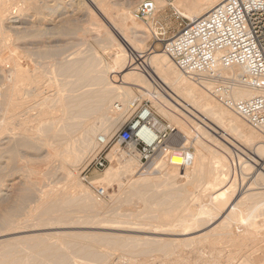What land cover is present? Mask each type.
I'll use <instances>...</instances> for the list:
<instances>
[{"label": "bare ground", "instance_id": "1", "mask_svg": "<svg viewBox=\"0 0 264 264\" xmlns=\"http://www.w3.org/2000/svg\"><path fill=\"white\" fill-rule=\"evenodd\" d=\"M138 1L0 0V237L12 233L37 231L50 226L53 228L54 225L58 227L65 222L71 223L76 215L78 216L75 221L78 217L81 218L79 211L91 216L106 215L104 218L110 217V219L122 222V219L118 218L121 217L118 207L140 203L142 208L139 210L136 205L138 212L133 216L150 213L154 220L160 222L159 225L142 229V226L140 225L141 228L139 226L141 223L128 221L126 223L130 226L112 227L121 231L130 229V231H146L151 234L164 233L183 236L197 233L199 230L202 232L203 228L200 227L215 223L213 227H209L210 229L206 228L204 233L190 239L199 241L201 246L216 253L221 251L226 240L235 241L231 246H236V248L228 252V256L226 255L228 260L240 256L241 259L244 258L241 264H259L262 258L264 259V255H261L258 250H249L247 245L243 253L242 249L238 250L237 247L248 239L251 242H256L254 238L257 237L262 239L257 234L263 235L264 233L261 227L259 229L256 227L259 225L257 217L261 218L260 212H264L262 210L264 209L262 205L264 192L252 191L250 194L251 191L247 190L249 196L243 195L244 197L239 198H237L239 195H234L237 192L232 193L236 183H234L235 178L232 180L230 175L232 168L229 157L231 154L228 157L222 154L223 152L216 153L212 161L206 156L194 158L196 154L193 153L185 158L182 153L168 152V147H166L165 156L160 152L152 158L151 171H159V175L152 176L151 172V175L149 173L144 175L143 169L146 165L143 169L141 168L142 173L137 174L141 154L135 144L128 145V152L114 147L110 154L116 158L115 164L108 167L105 176L100 180L106 183L110 177H114L119 183L120 193L110 203L97 201L81 184L78 174L76 175L67 168V163L77 164L76 161L82 158V154L87 153L86 151L96 142L94 137L99 131L98 128L106 127L103 136L110 140L109 131L132 111L131 100L138 99L132 87L135 85L139 88L141 95L152 94L157 97V109L170 119H176L182 115L191 118L187 114L193 115L200 121L207 118L212 123L210 126L214 124L217 129L222 130L217 132L225 142H230L232 136L242 139L241 142L249 147L250 153L252 151L258 157L251 156V160L255 163L252 165L239 155L238 163L242 164L243 171L254 168V172H257L251 185H264V136L262 133L218 102L209 90L208 84H201L178 69L165 52L146 50L145 44L153 30L152 27L146 26V28L134 16V5ZM223 1L179 0L178 8L186 18L195 21ZM154 2L156 11L158 8L166 7L165 0H154ZM97 46L104 52L114 51L115 64L105 63L97 51ZM129 49L137 52V58L141 60L137 65H135L136 61L131 58ZM143 63L152 72L150 78L138 71V67L141 68ZM231 70L238 73L243 72V69L239 67ZM123 78L127 80L125 83H123ZM159 82L167 85L168 89L164 92L168 93L169 99L161 94L163 89L156 87L159 86ZM259 92L240 88L236 91V95L245 98ZM116 102L120 106H117ZM89 117L97 118L96 120L92 118L95 121L99 119L100 125H97L98 122L94 124L88 120ZM182 123L183 127L180 129L185 130L186 124L183 121ZM192 123L199 128L197 130L204 127L201 123L198 124L199 122ZM203 130L205 134L214 139L213 141L226 147L225 151L226 149H228L227 152L232 151L229 150L228 145L219 141L220 139L209 134L210 130L204 128ZM185 133L187 134V131ZM196 140V145H202L209 153H214L210 144L208 146L207 142H203L202 139V141ZM121 157L123 161L119 160ZM231 159L233 162L237 161V159ZM221 166L226 168L222 172H220ZM42 167L45 169L41 170ZM235 168L237 170V167ZM235 177L238 178V175ZM63 178L66 179V184L58 186L60 179ZM45 179H50L51 182L46 184ZM196 187H202L203 192L204 189L209 190L214 202L210 207L208 206V209L205 206L206 209L201 211L204 218L201 215L202 218L194 219L197 213L194 212V205L189 203L195 195L193 189ZM196 195L200 196V193ZM262 206V211H260ZM108 213L111 215L109 216ZM83 215L85 217L82 216V218L87 219V214L83 213ZM95 216L92 218L94 219ZM103 216L99 217L102 220L99 219L100 222L107 220L104 219V221ZM80 218L77 223L81 221ZM91 219L88 218L82 225L89 223L88 220ZM136 220H139L138 217ZM174 220L180 221V224L175 226L180 228H164ZM93 221L91 220L92 223L97 222V219ZM261 221L264 222L262 219ZM91 222L89 224H92ZM75 223L71 224L74 226L79 224L75 225ZM241 225L243 229L240 228ZM68 226L66 227L69 228ZM54 228L50 229L54 230ZM257 230L259 232L261 230V234ZM64 233L58 236L57 241L54 239L57 235L54 237L52 234L49 236H53V241H51L52 238L46 236L47 234L24 236L25 249L28 248L31 254L29 262L49 264L56 260L58 264H72L70 259L76 257L69 258L66 252L69 248L71 251L74 249L81 253V257L86 255L97 258L96 264H98V258H105L108 251L104 253L105 249L99 252L100 250L95 248L96 245L102 243L104 246L105 243L107 246L109 244L112 250L125 249L124 247L129 246L127 241L107 239L100 234L87 236L88 234L84 233V235ZM151 238L143 241L145 243L146 240L150 241L151 244L149 240ZM154 239L152 238V241ZM157 240L160 241L156 239L157 243ZM222 241L224 243L221 247L219 246V249L218 244L220 245ZM150 244L147 247L140 246L145 247L142 249L143 252L152 250L157 253L158 250L165 257H169L180 249L179 245L168 242L157 246ZM226 244L225 247L230 245V243ZM140 247L138 249H141ZM138 249L135 248L140 251ZM135 250L131 252L132 255L136 252ZM109 255L111 254L108 252V257L111 258ZM180 255L181 253L177 254L182 257ZM7 259L13 261L14 257L8 255ZM75 261L77 259H74V264L81 260Z\"/></svg>", "mask_w": 264, "mask_h": 264}, {"label": "rangeland", "instance_id": "2", "mask_svg": "<svg viewBox=\"0 0 264 264\" xmlns=\"http://www.w3.org/2000/svg\"><path fill=\"white\" fill-rule=\"evenodd\" d=\"M142 1H144V0H139L138 3H136V5H134V7H135V8L133 7L134 8L133 9L134 16H136L137 7H138L139 3H141ZM165 5H166L165 8H158L157 11H156V13L154 14V16L149 17L147 20H142V19H140V18H138L136 16L138 18V20L145 27L146 26L149 27V28L152 27L151 29L153 30V32H151L150 37H149V39L147 40V42L145 44L146 50H149V51L156 50V51H160V52L162 51V52H164L163 51V46H164V43L165 42L158 41V38L157 37H160V38L163 37L165 39H169L170 37L173 36V34H175L176 32H178L187 21H190L183 14L180 13V10L178 8L179 0H165ZM155 29H157V31H155ZM162 33H164V36L160 35ZM97 51L102 56V59L104 60L105 63H107V64L110 63L111 65L115 64L114 63V58H113L114 57V54H115L114 51L110 50L111 52L109 51V53L106 52V51L104 52L98 46H97ZM128 51H129V53L131 55V58L136 61L135 65H137L139 62H141V60H138V58H137V55H138L137 52H135V51H133L131 49H129ZM138 68H139L138 71L146 74V76L148 78H150L152 76V72L150 71V69L144 63H143V65H141V68L140 67H138ZM123 79H124L123 83H125L127 80L125 78H123ZM163 84L164 83H160L159 82V86L158 85L156 86L155 84L154 85L158 89H160V90L163 89L161 91V94H164L165 98L169 99L168 93L167 92H164V91H167V89H168L167 88V85L166 84L163 85ZM127 85H129V84H127ZM130 86H132V84H130ZM132 87L134 89V94L137 96L138 100H140V101L147 100L152 105L153 111H154V113H155V115L157 117H159L162 120H166V121H168V122H170V123H172L173 125L176 126V128H177V132L176 133L177 134H175V136L173 137V139H171V141H169V142L166 143V145L168 146V149H167L168 152H170V153H172V152L182 153L185 158H187V156L190 157L193 154H196L194 156V158L195 157L196 158H199L201 156H206V157L211 158L210 160H212V161H214L213 157L215 156L216 153L219 154V153H222L223 152L222 154H226L228 157L230 156L229 154H231V156L229 157L230 158L229 160H230L231 168H232L230 175H231L232 180L235 178V182L234 183H236V184H234V186L236 185V187L233 189L232 193L234 191L237 192V194H234L235 192L233 194L235 196H238L239 195L237 197V198H239L240 196L241 197H244V196L245 197L246 196L248 197L249 196L248 191L249 192L251 191L250 194L252 193V191L253 192H255V191L256 192L257 191L258 192H261V191H263L264 192V189H263L264 188V185H261V184H252L251 185V183H253V180L255 179V176L254 175L257 174V172L256 173L254 172V168L252 170L249 168L250 170H246L245 169L243 171L241 169L242 168V164L241 163H238V160H239L238 159V156L239 155L241 157H243L245 159V161H247V163H250L252 165H255V163L251 160V156L258 157L256 155H254V153L252 151L250 153L249 147H247L246 145L243 144V142H241L242 139H239V138H236V137H233V136L230 137V135H229L230 142H225L223 139L220 138V136H219V134L217 132V131L220 132L222 130L221 129H217V127L214 126V124L212 125L213 127L210 126L212 123L207 118H203V116H202V118L204 119V121L203 120L200 121V119H197L196 117H194L191 114H187V115H189V117L191 116V118H187L186 116L184 117L182 115V116H180V117H178L176 119L175 118H171L170 119L168 116L163 115L159 111V109H157L158 108V106H157L158 98L157 97L152 96V94H150V95L148 94L149 96L148 95H146V96L144 95L143 96V95H141V92L139 91V88H137V86L133 85ZM131 101H134V100H131ZM116 103H118V102H116ZM130 113H132V111H130L129 113H127L121 119V121L117 123L116 127L117 126L118 127L117 128L115 127L116 129L115 128H112L109 131V134H110V144L107 147H104L103 148V146H101L98 143V138L100 136L105 135V130L107 129L106 127H102V128L100 127V128H98L99 131L97 130L98 132H96V135L94 137V141H96V142L90 147V149H88V151L89 150L90 151L89 152L86 151L87 153L82 154L83 155V156H81L82 158L80 160H77L76 161L77 164L74 163V162H72V164H74L75 166L74 165H70V162L67 163V168L70 171L75 172L76 175L78 174L77 176H78L81 184L84 187H86L87 192H89L90 194H92L95 197V199L97 201H99V202L110 203L112 201V199L114 197H116L120 193L119 192L120 191L119 183L115 180L114 177H110L106 183L101 182L100 180H101V178H103L105 176V172L108 169V167L110 165H114L115 164L116 158L113 157V156H111L112 154H110L112 148L118 147V148H121L124 152H128V145L120 144V142H119V140L117 138V135H118L119 129L130 118V116H131ZM89 118H88V120H91L94 124H96L98 122L97 125H100L99 124V121H98L99 119L97 121H95L97 118L96 119H95V117H89ZM92 118L95 119V120L93 119L95 122L92 120ZM192 118H193V120H192ZM190 119L192 120V122H195L196 121V123L199 122L198 124L201 123V126L203 125L204 127L200 128V130H197L199 128L195 127V123H192ZM182 121L185 122V124H186V127H184V128L187 131V134L185 133L186 132L185 130H181L180 129L181 127H183ZM186 121L189 122V123H187ZM189 125H191V126H189ZM97 127H99V126H97ZM211 127L213 129H216V130H213ZM203 128L205 130L206 129L207 130H210L209 134H211L212 136L217 137L218 139H220L219 141H221L222 143H225L226 145H228L227 147L229 148L230 151L231 150L232 151L231 152H229V151L227 152L228 149H226V151H225V148L226 147L224 148V146L222 144H220V143H218L216 141H213L214 139H212V137H209L207 134L204 133ZM197 131H199V132H197ZM196 132H197V134H196ZM229 134H231V132H229ZM185 135L186 136L188 135V136L185 137ZM197 135H198V137H197ZM204 136L205 137L207 136V138H205ZM187 139L189 141H187ZM196 139H200V140L202 139V140H204L203 142H205V143L207 142L206 144L208 146L210 144V146L212 147V150L214 151V153L213 154L209 153L202 145H196L197 144V140ZM210 139H212V141ZM236 139H238V141L239 140L240 141L238 142ZM221 147H223L224 149L223 148L221 149ZM243 149L246 152H244ZM216 150L218 152H216ZM163 152H164V154H163ZM161 153H162L161 155H163V156H165V154H166L165 150L164 151H161ZM97 155L98 156H102L104 159H106V163H107L106 167L104 169H97L95 167L90 168V169H85V167L87 166V164L94 157H96ZM124 156H126V155H124ZM114 158H115V160H114ZM122 158L123 157H121L119 160L120 161H123ZM231 158H233L234 160L237 159V161L236 160L234 161L235 163L237 162V164H234V162H233V160ZM112 160H114V161H112ZM139 162H140V166L141 167L138 166V168H137L138 171L136 170V172H137L138 175H140L142 173L141 171H142L143 167H145L144 165H146V167H147V168L145 167L144 169L146 171H149V172H146L143 169V171L145 172L144 175L147 174V173H149L151 175V173H152V176H153L154 174L157 175L159 173L158 170H152L151 171V169H150L151 168V161H149V163H147V162H144V161H141L140 160ZM247 163H244V164H247ZM244 164H243V166H244ZM235 167H237V170H236ZM45 168H46V166H45ZM45 168L42 167L41 170H43ZM225 169L226 168H224L223 166H221L220 172H222ZM236 171H238L239 173L236 172ZM236 175H238V178L235 177ZM243 177H244L245 180L243 179ZM236 179L239 180V181L237 182ZM50 182H51L50 179H45V183L46 184H49ZM257 182L262 183L261 181H257ZM65 184H66V179L63 178V179H60V181L58 183V186H64ZM251 186H253V188ZM98 187H104L106 189L105 196L99 197L98 195H96V189ZM250 187H251V189H248ZM201 188L202 187H200V188L199 187H196V188L193 189V191L195 190L193 192L195 195L193 193L192 194L195 196V198H194L193 195H191V196H193V198L196 201L190 196V200L192 198V201L189 204L194 205V207H193L194 208V212L197 213L195 215L194 219H197L198 217L199 218H202V217L204 218L205 216H204V214L201 213V211L203 209H206V208H204L205 206H207V209H208L210 207V205H212L213 202H214V200H212L213 199L212 193H210L209 190H205L204 187H203V189H204V192H203ZM219 191H220V189H219ZM197 193L198 194L200 193V196L199 195H196ZM232 193H230V194H232ZM230 194L228 195V197L230 196ZM201 195H202V197H201ZM234 195H232V196H234ZM201 202H202V204H201ZM139 204L140 203H137V204L136 203H133L132 204L133 207H132V205H129V206L128 205H124V206L122 205V206H119L118 207V209L120 210V213L119 212H117V213L121 214V217H118V218L122 219V222H120V220H113L112 218L110 219V217L109 218H104V216H106V215H104V216L103 215H100L101 218L103 216V220L104 219H107L106 221L104 220L105 222H100L99 221V219H100L99 218L100 217L99 215H96L97 218H96L95 215H92L93 217L95 216V218L93 219L92 216L89 215L88 213H85V212H82V211L80 212L79 211L80 214L78 212H77V214L82 215V216H84L83 213L85 215L87 214V216H86L87 219L88 218H90V219L92 218L91 220H94V221L97 219V222H100V223L97 225L96 224L97 222L95 221L96 222L95 223L93 221L95 223V225H96L95 226V225H92L94 223H92L91 220H88V222L89 223L91 222L92 224L87 223V224H83L82 225V223L86 222L87 219L86 218L84 219L81 216V218L78 217V220H79V218L81 219V221H79L78 222L79 224H78L77 223L78 220L75 221V218L77 219V216L78 215H76V213H74L76 215V217H74V220L71 223H75L76 222L78 224V225H76V223H75L76 226L72 225L70 222H68V223L65 222V224L64 223L61 224V225L59 224L60 226H58V227H57V225H54V226L57 227V228L56 227L54 228V226H53L54 230H51L53 228L50 226V227H48L49 229L47 227L46 228H43L44 230L43 229H38L37 231L36 230H32L30 232L29 231H25L23 233L21 232V233H16V234L15 233H12V234H8V235H3V236L0 237V242L2 241V243L0 244V249H2V250H0V264H33V263L29 262V261H31V258H30V255L31 254H30V252H28L29 251L28 248L25 249L26 247H25V244H24L23 237L24 236H32V235H36V234H44V235L47 234L46 236H48L49 238H52L51 241H53V236L55 237L57 235V237L54 238L57 241V239H59L58 236L63 235L62 233H64V232L67 233V234H74V233H78V234L79 233H82L83 234L84 233L85 235L88 234L87 236H89V235L90 236H93V235L95 236V235L100 234V236L104 235L107 239L115 238L114 240L117 239L118 241H122V242L127 241L128 242L129 246L124 247L125 249H120V248H118L116 250L113 249L114 251L112 250V248L111 249L109 248L110 247L109 244H107V246L105 245V243H104V246H102L103 245L102 243H100L101 245L100 244L96 245L95 248H98V251L100 250L99 252H101V251H103V250L106 249L104 251V253H106L108 251L109 254H111V255H109V256H111V258L108 257V252L106 253V257L105 258H102V259L98 258V260H99V263L98 264H101L102 262H104L103 264H108L109 261H112V262H109V264H134V263L135 264H146V263L147 264H241L242 260L244 259V258L241 259V257L238 256V257H236L234 259L232 258V259L228 260L227 256L229 255L230 251H232L233 249L236 248V246H231V244L233 242H235V241L232 242V240H230V241L226 240L225 243H227V244L230 243V245L229 244L228 245L226 244L227 245L226 247H225L224 241L220 242V245L218 244V248H219V246L221 247L223 245V243H224V245L221 247V249L219 248L221 251H219L220 253L217 252L219 254L218 255L216 252L208 249L207 247L201 246L199 241L194 240V239H190L191 237L193 238V236L195 237V236H198L199 234L204 233L206 231L205 230L206 228H207V230L210 229L211 227H213V225H215V223L214 224L211 223L208 226L203 225V227H200V228H203L201 230L202 232H200V230H199L197 233L194 232L192 234L190 233V234H186V235H183V236L182 235H172V234L170 235V234H164V233H161V234L160 233L151 234V233H146V231H140V232L139 231L137 232V231H134V230H131L130 231V229H126L124 231L123 230L121 231V230H116V229H114L112 227V226H117V225H120V226H130L129 223H126L128 221H135V222L141 223V224H139V226L141 225L142 226V229H144L143 227L146 228L147 226H150L151 227V226H154V225L157 226V224L159 225L160 222H158L157 220H154L151 217L152 215L150 213H141V215L137 216L139 220H136L137 217H134L133 215H136V213L138 212V209L140 210V208H142L141 207V204L140 205ZM136 205L138 206V209H137V206ZM262 205L264 206V203ZM126 206H128V207H126ZM263 206L260 207V209H259L260 211L264 210V209L261 210V208H263ZM120 207L121 208L123 207L122 208L123 211L121 210ZM118 209H117V211H119ZM263 213L264 212H260V215L262 214V216H263L264 215ZM108 215L110 216L111 214L108 213ZM201 215H202V217H201ZM262 216H261V218H260V216L257 217L258 219L256 218L258 220V223H259V225H258L259 227L257 226L256 229L257 228L259 229L261 227L260 229L264 233V222L261 221V219L264 220L263 219L264 216H263V218H262ZM83 220H85V221H83ZM259 221H261V222H259ZM260 223H262V224H260ZM145 224H147V225H145ZM171 224H173L174 226L171 225ZM171 224L168 225L169 227L168 226H164V228H170V229L180 228V227H175L176 225L180 224V221H178V220L177 221L176 220L172 221ZM201 224H203V223H201ZM65 225L68 226L69 228H67ZM103 225L106 226V227H104ZM260 225H262V226H260ZM108 226L111 229L108 228ZM141 226H140V228H141ZM156 226H154V227H156ZM240 228L243 229V226L241 225ZM261 230H260V232H262ZM56 231H57L58 234L56 233ZM257 231L259 232V230H257ZM50 234H52L53 236H49ZM263 235L262 234L261 235L257 234V236H259L260 238L264 239L263 238L264 237ZM146 236H148V238H150V237H152L153 239L155 238L154 239L155 241L154 240L152 241V238H151V239H149V240H151V244L149 243L150 241L148 242L147 240H146V243H145L143 240L144 239H148ZM158 236H160V237H158ZM144 237H146V238H144ZM156 237H158V238H156ZM161 237L164 238V242H168L169 244L171 243V244H174V245L175 244L176 245H179V248L180 249H178V250L180 252L178 251L176 253L177 254H180L181 253L180 256H182V257H179V256H177L176 253H174L173 256L172 255L169 256V257H172V258L169 259V257H165V255L163 253H162L163 254L162 255L161 254V251H158V250H157V253L156 252H152V250H150V252H148V251H144L143 252L142 249H145V247H147L148 244L157 246L160 243H164L163 242V238H161ZM167 238H169L170 240L167 239ZM156 239H160V241L157 240L158 241V243H157L156 242ZM171 239H172V241H171ZM254 239H256V242H254V241L251 242V240L248 239L245 242H243L242 244H240V246L237 247L238 250L239 249H242V252L244 253L246 251V247L248 245L247 248H249V250L250 249L251 250L252 249H256V250H258L259 253H261V255H264V240L258 239V237L257 238H254ZM55 240H54V242H55ZM258 240H259V242H258ZM143 242L146 244V246L144 245ZM140 246H145V247H140ZM228 246L231 247V248H227ZM139 247L141 249H138ZM135 248L138 249V250H140V251L135 250ZM224 248H225V250H224ZM67 249H69V248H67ZM67 249H66V252L70 256L69 258L76 257V258L70 259V260H72V262H71L72 264H74L73 263L74 262V259L75 260L77 259V261H79V260L82 261L83 260L82 261L83 263L81 261L79 263L77 261H75V262H77L75 264H80V263L81 264H85V263L86 264H91V263L92 264H96L97 263V258H95V257H89V256H86V255H83L84 257L85 256L88 257V258H86V257L83 258V256L81 257L82 254L79 253V252H77L76 250L72 249V251L74 250L72 252L71 249H69L70 251L67 250ZM25 250H27V251H25ZM134 250L136 251L135 253L137 255L135 253H133V255H132L131 252L132 251L134 252ZM222 251H223V254H222ZM74 252H76L77 254H75ZM212 252H213V254H212ZM70 253H72V254H70ZM8 255H11L12 257H14V260L13 261H9L7 259ZM174 257L176 258V260H175ZM101 260H103V261H101ZM55 261H51L49 264H53ZM87 261H89L90 263L87 262ZM237 261H239V263ZM57 262H55L54 264H58L59 263V262L58 263ZM259 264H264V259L263 258H262V261Z\"/></svg>", "mask_w": 264, "mask_h": 264}, {"label": "built area", "instance_id": "3", "mask_svg": "<svg viewBox=\"0 0 264 264\" xmlns=\"http://www.w3.org/2000/svg\"><path fill=\"white\" fill-rule=\"evenodd\" d=\"M155 11L156 3L144 0L136 16L147 20ZM157 38L165 42L163 51L178 69L208 84L218 102L264 136V0H224L201 18L187 21L170 39ZM234 67L243 72L231 70ZM240 88L260 92L238 97L236 91ZM131 110L117 138L120 144H135L141 161H152L168 147L166 143L177 134V128L157 117L147 100L132 101ZM98 143L104 148L110 140L100 136ZM106 165V159L97 155L85 169H104ZM105 194L104 187L96 189L99 197Z\"/></svg>", "mask_w": 264, "mask_h": 264}]
</instances>
